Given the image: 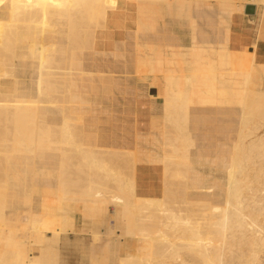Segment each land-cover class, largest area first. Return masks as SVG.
I'll return each instance as SVG.
<instances>
[{"label":"bare ground","instance_id":"bare-ground-1","mask_svg":"<svg viewBox=\"0 0 264 264\" xmlns=\"http://www.w3.org/2000/svg\"><path fill=\"white\" fill-rule=\"evenodd\" d=\"M150 2L155 1L0 0V12L6 9L0 15V264H61L58 243L83 230L71 214L76 208L93 221L107 209L112 211L103 247L110 263L104 264H264V66L245 47L251 43L250 35L241 36L239 45L232 42L231 24L245 5H264V0H189L235 3L229 48L243 60L238 71L237 67L228 71V87L241 94L242 106L235 134L228 135L218 150L201 152L189 131L190 92L148 82L157 85L164 106L159 122L164 176L158 188L136 183L133 152L88 145L72 132V118H64L57 130L40 112L41 96L62 110L69 103L78 53L102 46L112 47L118 56L126 44L119 38L126 31L139 52L140 24L151 14ZM178 19L191 20L184 12ZM261 21L254 46L264 39V12ZM35 27L37 36L31 32ZM46 29L56 30L59 38H48ZM25 58L36 61V91L19 98L14 88L16 67ZM134 59L125 65L144 81L138 73L141 59ZM51 83L59 84L63 92L52 90L57 85ZM43 150L58 158L56 213L31 208L26 211L29 220H11L7 212L11 164L18 155L36 156ZM116 157L120 163L111 160ZM198 164L211 169L206 173ZM79 173L82 186L76 182ZM118 221L123 232L117 229ZM101 237L93 232L94 241Z\"/></svg>","mask_w":264,"mask_h":264},{"label":"crops","instance_id":"crops-1","mask_svg":"<svg viewBox=\"0 0 264 264\" xmlns=\"http://www.w3.org/2000/svg\"><path fill=\"white\" fill-rule=\"evenodd\" d=\"M5 11L6 9H3L0 12V15L5 14ZM145 19L168 23L172 26V28H174L175 32L182 35L179 36L178 42L174 44L175 51L177 50L176 54L178 55L177 69L182 73L180 79L173 84L171 80L163 76V65L158 63L153 65L156 67L155 72H149L151 70L149 69L151 66L143 64L140 51H136V55L134 57L136 58V62L139 61L138 57H141L139 70L142 67V64L144 69L147 68L146 75L144 74V76H146L144 81H139L135 78L133 68H131L130 71L134 77L130 79H103L105 78V72L98 71L96 76L99 77V79L86 81L78 80L84 76L85 73H87L83 69L81 54L78 53L68 93L69 103H65V108L62 110L60 105L52 103L46 96H41L40 112L45 119L52 126H54V129L56 128L57 130L60 129L66 118H72V123L75 125L71 126L72 132L74 131L73 133L78 135V137L82 135L88 145L107 150H129L133 152L136 162L134 163L133 177L136 183L141 187L156 189L162 184L164 176L163 163L160 161L162 153V140L161 129L159 127V122L164 114V106L163 99L158 95V87L156 85H150L148 82H152L153 80V83L162 84L166 89L178 90L183 88L190 92V134L195 137L198 151L213 152L225 144L227 139L226 137H228V135L235 134L237 131L239 114L242 106V102L240 101L241 94L230 91V87H228V71H235L233 70L235 67H237L236 70L238 71L241 67L239 61L243 60V58L241 56H233V53L226 51H209L207 48L201 49L200 47H195V44L197 46L201 45V43H198V40H196L197 38L195 37V32L190 22H169L160 18H153L150 14L146 15L144 17V20ZM186 27L188 28V32L186 33L188 35V43H186L184 39V30ZM31 32L33 34V31ZM50 32L57 34L56 30H45L48 38L56 40L57 37L49 35ZM37 35L38 34L36 33L35 36ZM24 41L27 40L25 39ZM262 43H264V39L257 42L256 45ZM25 48L26 49L24 51L27 50V45ZM119 54L122 56V51H120ZM20 64L22 66H26L27 61L24 63L20 62ZM28 66L30 68L29 70L32 71V79L30 83L27 84V81L21 80V89L18 88L17 90L16 81H14L15 92L19 98L25 97L26 93L35 94L36 91L35 77L37 70L35 59L28 58ZM148 72L151 74V77ZM51 84L57 85L52 86V90L59 93L63 92L62 87L59 84ZM149 95H152L153 98L149 99ZM158 98L162 99L161 114L153 112L151 111L152 109L150 110L149 108L150 105L158 102ZM194 113H206L209 117H213L215 122H221V124H224L220 125V129H215V134L211 136L203 134V138H201V142L199 143L197 130L200 128L193 116ZM77 128L80 130H76ZM216 133H219V135ZM210 140H214L215 144H212ZM217 140H220V142ZM46 156L51 157V159H57V161L55 159L52 160L53 163L50 165L51 168H55L58 164V158L54 155L53 151H39L36 156L25 154L16 156L11 164L8 190L12 183L17 182L19 174L23 169L30 165L31 161L34 163L36 158ZM114 162L120 163L117 159L114 160ZM57 172L58 168L54 173V177L56 179L51 178L46 182L39 180L37 182V186H33L31 188L28 198L29 204H31L33 196H35L36 201H39V195H47V199H53L56 203L58 184ZM79 175L76 177V182L78 184L84 180L82 173H79ZM43 184L47 187H40L43 186ZM78 184L77 186L83 185ZM37 188H40V191H37ZM31 208L32 207L29 206L27 211H30ZM35 208L37 211L40 210L38 202L35 204ZM44 212L55 214L56 208L46 210ZM71 214L73 216V220H78L81 227L83 225L82 232L90 231L92 229L88 227V225L93 226L94 223H92L90 219L84 218V214L81 211L77 209L74 210V214ZM11 220H14V218L12 217ZM22 220H29L28 212L22 215ZM61 240L63 241H60L57 245L61 258V264H68L71 262V258L68 253L69 239L65 240V238H63Z\"/></svg>","mask_w":264,"mask_h":264},{"label":"rangeland","instance_id":"rangeland-1","mask_svg":"<svg viewBox=\"0 0 264 264\" xmlns=\"http://www.w3.org/2000/svg\"><path fill=\"white\" fill-rule=\"evenodd\" d=\"M154 1V3L150 2L149 4H147V8L150 10V15L153 16V18H160L164 21L169 22H177L179 21L178 14L180 12H184L188 14V16H190L191 20L189 22L193 26V30L197 38L196 40H198V43H201V45H197V47H200L201 49L207 48V50L209 51H226L229 53L235 52V50H230L229 48V29L232 15L235 10V3L229 4V6H224L218 5L217 3L206 4L204 2H189V0ZM255 7L257 9V12L254 15L246 14L245 8L243 10V13L236 12L233 22L231 23L232 42L239 45L242 43H240L241 39H239L241 36L246 37L250 35L252 37L251 43L246 44L245 47L247 51L253 52V54L258 58L259 66L263 67L264 43L254 46L253 42L258 27L262 22L261 20L262 14L264 12V5L262 3H259L258 5H255ZM241 17H244L245 20H242ZM32 31L34 36L36 35V33L39 34V29L37 27L33 28ZM184 31V39L185 42L188 43V35L186 34L188 32V28L186 27ZM49 35L59 38V36L54 32H50ZM180 35V33L174 31V28H172L171 25L161 21L158 22L157 20L145 19L140 24L138 43L139 51L143 59V64L151 66L149 68L151 69L149 72H155L156 67L153 66L154 64H162L163 76L171 80L173 84L182 76L180 70L177 69L178 55L176 54L177 50L175 51L174 46V44L178 42V38ZM119 39L126 42L122 56H114V49L112 47L102 48V46H99L97 50L93 52H83V54L81 55V58L83 60V69L87 73H85L84 76H82L78 80L86 81L92 79H99V77L96 76L98 71L105 72V74L103 73L105 76V78L103 79L124 80L133 78L134 76L130 71L131 68H128V65H132L133 59L135 57L134 40L131 36H129L127 31L126 33L121 35ZM99 42H102L101 37H99ZM26 61V66H22L18 61L19 63L16 67L15 81L17 90L18 88H20L21 80H25L27 81V84H29L32 79V71L29 70L30 68L28 66V59H26ZM143 64L138 73L140 77H143V79H145L146 76H144V74L146 75L147 68L144 69ZM149 72L148 74L151 77V74ZM148 97L149 99L153 98L152 95H149ZM158 99V102L153 103V105H150L149 108L150 110L152 109L151 111L158 112L159 114H161L162 99ZM240 101L242 102L241 97ZM193 116L199 124L200 128L199 130H197L199 143L201 142V138H203V134L211 136L215 134V129H220V125L224 124H221V122H215L213 120V117H209V115L206 113H194ZM216 134L219 135V133ZM217 141L220 142V140ZM210 142L212 144H215L214 140H210ZM54 159L55 158L51 159V157L49 156L36 158L34 160V163L31 161L30 165L22 170V172L18 176L17 182L12 183L11 187L8 190L9 207L7 212L9 219L13 217L15 221L20 220L22 215L24 213H27L26 211L28 210L29 206H31L33 211L35 212H44L46 210L56 208L55 200L47 199V195L43 196L38 194L40 196L39 201H36L35 196H33V198L31 199V204H29L28 200L31 188L33 186H37V182L39 180L46 182L49 181L51 178H55L54 173L58 168L57 162V166L55 168L50 167V165L53 163L52 160ZM115 159H117V157L114 159L111 158V160L113 161ZM55 160L57 161V159ZM197 167H199L206 173H208L211 169L209 164H198ZM40 187L47 186L43 184V186ZM37 202L40 205L39 211H37L35 208V204ZM74 210H77V208L73 209V212ZM111 212L112 211L110 209H107V211L103 212L100 217H98L97 220L95 219L94 221L89 218L95 225H88V227L92 228L90 231H81L82 233L79 232L77 233V235L73 234L70 236L68 244V253L71 258V262H69L68 264H89L90 262L91 264H101L103 261L104 264L105 262H109V257L105 258L107 257L106 255L109 254L107 250L104 251L105 244L107 243V238L104 236V232H106L110 227L109 224L111 223L109 219L111 217L109 216V214ZM123 226L124 225L121 224L120 221L117 222V229L122 232L124 231ZM93 232H98L102 236L99 242L94 241V239L92 238ZM91 239H93L94 243ZM96 252L97 254H95ZM104 258L108 260H105ZM100 259L103 261H101Z\"/></svg>","mask_w":264,"mask_h":264},{"label":"water","instance_id":"water-1","mask_svg":"<svg viewBox=\"0 0 264 264\" xmlns=\"http://www.w3.org/2000/svg\"><path fill=\"white\" fill-rule=\"evenodd\" d=\"M245 13L248 15H254L256 13L255 5L248 4L245 6Z\"/></svg>","mask_w":264,"mask_h":264}]
</instances>
